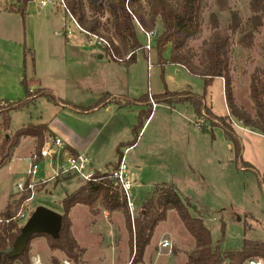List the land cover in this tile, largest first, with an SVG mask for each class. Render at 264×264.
Instances as JSON below:
<instances>
[{"label":"rangeland","instance_id":"obj_1","mask_svg":"<svg viewBox=\"0 0 264 264\" xmlns=\"http://www.w3.org/2000/svg\"><path fill=\"white\" fill-rule=\"evenodd\" d=\"M33 1V5L41 7L39 9L42 13V15L38 14L35 18L39 30L36 36V45L39 51L42 44L40 35H43L44 32V28L41 26V23L44 22L43 17L49 12H53L49 34L53 35L55 42L61 40L55 32L57 29L59 31V28L65 24L67 30L71 31L68 36L72 40L82 41L84 46H92L91 48L94 49L96 54L103 55L102 59L98 58V55L94 58V67L98 68L99 75L93 79L91 90H89V94L92 95H88V97L103 95L101 93L103 89L101 87L105 84L103 78H106L109 87L122 89L123 91L120 90L121 93L130 95L132 98H138V100L148 92L159 94L167 90L191 91L202 95L207 90L206 101L208 105H206L219 116L228 114L224 97V85L220 79L215 78L212 84L206 88L203 77L188 73L182 65L168 63L162 67L156 47L157 34L153 38L151 51L148 52L144 48L138 49L134 62L130 64L120 63L112 59L111 55H108L102 48L90 43L87 36L76 27L69 14L66 17L64 16L61 0H46L47 5L45 7L40 5L43 0ZM224 2L228 8L240 13L244 24L255 14L251 10L250 0H224ZM7 4L18 5L19 0H7ZM7 4L6 0H0V29L7 27V25L10 28L18 27L19 35L23 33L22 37L24 38V28L21 27L24 24L20 25L21 19L17 17L19 14L3 11L4 5ZM57 4L61 6L57 7ZM212 14L219 20V30L228 32L233 41L231 75L235 99L240 106L254 113L253 103L250 99V83L254 71L264 69V11L258 13L262 16L263 25L255 34L253 47L248 49L240 43L243 36L242 32L233 34L229 31L232 23L230 11L222 9L219 0H209V7L204 14L203 32L199 39L190 43V46L197 53H199L203 41L207 40L213 33ZM48 26L50 27V25ZM157 31L158 33L161 31V25H158ZM139 33L140 42L145 47L146 37L143 32L139 31ZM91 40L96 39L93 37ZM32 55L36 57L35 48ZM170 56L171 48L168 47L163 57L165 60H169ZM26 63L28 67L26 71L29 76L33 71L30 55L27 56ZM119 77L120 79L125 78L126 80L124 79L123 82L129 81V84L126 83L121 86ZM11 81L14 85L17 84L16 72L12 74ZM1 100L7 99L1 98ZM44 100L41 102H46V104L39 103L37 107L13 111L11 113V130L8 133L0 130L1 138L5 134L10 137L17 129L28 123L48 122L53 114V111L48 110V106L51 108L53 105ZM138 108L137 105L136 107L132 105L127 111H123L120 117L122 123L115 131L109 126L107 135L105 134V136H108V140L102 146L100 154V161L103 162V166H98L96 169L100 172L108 171V166L106 167L104 164L115 161V159L118 161L117 148L114 146L115 137H121L126 142L133 141L136 136L134 133L135 126L142 128L139 136L140 140L142 138L138 147L139 150L142 144L151 138L160 144L164 143L165 140H171L177 145L172 146L170 152L173 150V154L177 157L174 159L175 168L167 170L160 169L158 166H146L143 167L141 172H135L137 173L135 175L133 172L134 167L130 163L134 160L133 156L136 152L134 150L127 153L128 174L134 182L136 181L132 194L135 195L134 198L139 204L137 205L134 201L137 211L134 218L130 215L131 218L134 220L139 216V213L143 214L145 212L142 208L143 202L154 195L158 185L174 184L180 191L181 196L189 200L192 214L204 220L205 225L211 231L215 247L219 246L222 251H238L242 248L245 239L264 242V135L246 130L242 123L234 119V129L243 146V160L253 165L254 169L251 170L241 167V163L236 158L232 142L227 139L224 130L220 126L212 127L206 122L209 132H202L200 128L202 125L198 122L197 116L190 105L185 104L177 110H172L170 106L159 104L157 108L153 109L154 112L150 118L147 117L148 110L151 108L150 105L141 106L140 110ZM134 109L139 112L133 111ZM142 109L147 113L141 115ZM205 119L206 116L203 113L201 123L205 124ZM122 124L126 127L123 128ZM130 124L134 125L133 128L130 127ZM46 141H49L50 145L53 144V138L45 140V143ZM182 142L189 145H182ZM31 149L32 146L29 142L22 144L16 151L15 161L12 162L10 168L5 167L0 171V207L6 206L7 196L8 198L11 197L6 203L7 206L22 197L23 192L21 193L18 190L17 184L23 182L28 176L31 164L24 157ZM187 156L193 159L194 166L192 168L187 166ZM57 165H60L59 161L55 163V166ZM116 168L117 166L110 169L109 172L112 173ZM37 171V174L32 178L34 182H39L45 173H52V159L42 160L38 164ZM79 182H83V180L78 176H73L68 183H63V186L60 187V194L65 193V191L70 193L77 187ZM44 187L45 185L42 183L36 184L35 192L41 191ZM11 192L18 193L15 195ZM39 202V196L32 200L33 205ZM42 203L48 206V203L44 201ZM28 206L27 203L20 207L15 206L18 213L26 214L25 217L21 216L20 226H23L29 217ZM5 208L1 211H4ZM56 209H60V205ZM52 210L54 209L52 208ZM108 218L109 221L106 222H111V228L114 229L112 235H109L108 231L95 233L87 209L81 207L74 213L73 221L76 237L86 248V252L84 250L81 255V264H130L132 256L129 240L127 243L129 231L126 227L125 216L123 213H118L113 219ZM1 225L0 222V227ZM162 240L170 241L173 248L162 249L160 247ZM32 242L28 255L31 264H35L38 257H34ZM40 245L44 248L42 243ZM195 248L194 237L186 229L178 214L171 211L168 213L166 221L160 223L156 228L151 244L147 248L148 254L141 264H186L188 254ZM45 251L44 249L43 252ZM59 252L57 258L50 257L47 263L65 264L64 262L68 261L70 264H76L63 252ZM40 261L41 264H44V261L41 259Z\"/></svg>","mask_w":264,"mask_h":264},{"label":"trees","instance_id":"obj_2","mask_svg":"<svg viewBox=\"0 0 264 264\" xmlns=\"http://www.w3.org/2000/svg\"><path fill=\"white\" fill-rule=\"evenodd\" d=\"M32 0H19L18 5L7 4V11H14L21 15L25 23L27 16V5ZM65 9L76 19L80 27L86 31L88 37L96 35L106 39L110 48L104 51L111 58L125 59L133 53L125 63L135 61L136 52L142 49L140 42L138 23L145 31L157 34L156 47L162 67L171 64L184 66L190 74L201 76L205 79L206 88L215 78L224 79L225 100L230 115L218 116L206 105L207 90L202 95L193 94L188 91H165L153 95L159 104H165L171 108L178 105L189 104L203 133L209 132L206 122L210 126H220L234 147L236 158L241 167L253 170L252 164L243 160V146L240 138L235 132L233 118L246 129L264 135V69H256L251 75L250 99L253 103L254 113L240 106L234 96V86L231 75V57L233 54V41L228 32L219 30V20L212 14L211 24L213 33L204 40L199 53L195 52L190 43L199 39L203 32L204 14L209 7V0H63ZM222 9L230 11L232 23L229 31L233 34L242 32L240 43L245 48H252L255 34L263 25L262 16L258 13L264 11V0H250V7L254 16L243 23L240 13L231 10L224 0H219ZM158 25L161 31L158 33ZM168 47L171 48L169 60L163 55ZM25 63L30 53L26 42L24 43ZM113 55L115 57H113ZM119 62V61H118ZM32 63L35 60L32 56ZM26 97L18 101L0 99V130L8 133L11 130V113L16 110L28 108L38 98L45 97L54 104L64 103L52 91L48 89H37L31 91L27 80H23ZM108 98L100 99L93 108H98L107 103ZM143 101L148 103L147 94ZM74 109L88 110L77 105ZM143 110L141 115L146 114ZM153 113L152 108L148 110V118ZM203 113L206 116L205 124L201 123ZM233 117V118H232ZM140 127L135 126V138L131 145H135L139 139ZM47 124L28 123L17 129L10 137L6 134L0 136V169H2L14 156L16 148L22 139L33 137L37 141L36 150L42 149L46 135L49 133ZM120 154V151H118ZM76 154V153H73ZM121 159V155H119ZM118 163L109 164L108 169L115 168ZM31 197L28 191L18 200L6 206L2 211V225L0 227V264H31L28 255L30 244L36 237H45L51 250L63 252L76 264H81V255L84 253L72 230L71 210L78 204H83L91 209L94 216L99 211L96 206L99 202L109 213L122 211L125 216L126 227L129 231V245L131 249L130 264H141L144 261L146 248L150 245L156 228L160 223L166 221L168 212L175 211L182 223L195 239L196 248L188 254L186 264H244L248 260L257 259L264 262V242L245 239L242 248L238 251H222L219 246L213 245L211 231L205 225L201 217H195L190 210V202L183 199L178 188L174 184L158 185L154 195L143 202L144 213L132 221L126 201L116 184L113 174L109 171H96L94 180L85 182L74 192L66 195L61 201L59 213L62 215V228L58 237L47 234H36L31 239L27 250L22 256L10 258L9 251L13 248L14 241L20 234L21 218L17 217L19 207ZM33 211L30 212V215Z\"/></svg>","mask_w":264,"mask_h":264},{"label":"crops","instance_id":"obj_3","mask_svg":"<svg viewBox=\"0 0 264 264\" xmlns=\"http://www.w3.org/2000/svg\"><path fill=\"white\" fill-rule=\"evenodd\" d=\"M32 2L34 1L33 0L30 1L27 5V16L25 23L23 22V19L19 13L11 11V13L19 14V16L17 17H20L21 19L20 25L22 23L24 24L23 26H21L24 28V35H25L24 38L22 37L23 33L22 35H19L18 27L10 28L7 25V27L0 29V99L6 98L7 100H11V101H16V100L18 101L24 99L26 97V91L23 85L24 79L27 80L28 87L30 88L31 91L42 88L52 91L58 98L63 100L64 103L54 104L53 102L49 101L47 98L40 97L28 107V108L37 107L39 103L46 104V102H41L43 99H45L44 101H47V103H51V105H53L52 106L53 109L52 107L50 108V106H48L49 108L48 110H50V112L53 111V114L51 115L52 117H50L51 119L48 122H43L44 124L48 125L50 130L49 133H47L45 140H49L50 138L61 139L63 147L67 152L85 154L90 160L93 168L96 171H99L96 168L98 166H103V162L100 161L101 159L100 154H101L102 146L108 140V136H105V134L107 135L109 126L112 127L113 131H115L117 128H119V126L122 123L121 121L122 119H120V117L123 111H127L132 105H134V107H136L137 105V107H139L138 110H140L141 106H145V105L151 106L150 100L148 101V103H146L143 101V97L140 100H138V98H132L130 95L121 93L120 90L123 91L122 89H113L109 87L107 85L106 78H103V83L105 84L104 86L101 87L103 88L101 91L103 95H101L100 97H96V96L88 97V95H92L89 94V90H91L93 79L97 78L99 75L98 68L96 69L94 67L95 65L94 58L98 55V58L102 59L103 55L98 53L96 54L94 52V49L91 48L92 46H84L82 41L72 40L70 36H68V34H70L71 31L67 30V26L65 27V24L62 25L63 27L59 28L62 31L60 30L58 31L57 29V31L55 32V34L59 36V39H61L55 42L53 39V35L49 34V30H51V26H52L50 24V20L53 12H49L48 14H46L45 16L46 18L43 17L44 22L41 23V26L44 28V32L42 33L43 35H40L42 44H41V49L39 51L36 45V36L39 30H38V23L36 22L35 18L38 14L42 15V13L41 10L39 9L41 7H38L37 5H33ZM6 4H7V0H6ZM40 5L42 7H45L47 3L45 5L42 4ZM6 6L7 5H4L3 11L10 13V11L6 10ZM59 6L61 5L57 4V7ZM61 8L63 9L62 12L65 17L67 14H69L71 18L73 17L63 6ZM48 25H50V27ZM78 29L81 33L85 34L87 36V39L89 40L87 33L81 30L80 28ZM25 42L27 44V47L29 46L28 49L30 53L28 55H30L32 58L34 48L36 53V57L33 56L35 60L32 69L33 75L31 74L29 76L26 71V69L28 68L27 63H25V51L23 45ZM12 71L16 72L17 74L18 82L15 85L11 81L12 74H14V72ZM186 71L188 70L186 69ZM124 79L125 78L119 80L121 86H124L126 83L129 84V81L124 83L123 82ZM218 79H220L224 85V79L223 78H218ZM150 95L153 96L155 94H151L150 92H148L147 93L148 99ZM103 97L108 98L107 103L101 107L93 108V106H95V104ZM224 97H225V91H224ZM205 103L208 105L206 99H205ZM72 105H77L83 108L91 107V109L88 110L74 109ZM182 105H178L175 108H171V109L177 110ZM133 111L139 112L135 109ZM142 111L140 112V114L142 113ZM227 115H230L229 109H228V114H226L225 116ZM233 122H234V118H233ZM133 126H134L133 124H130L131 128H133ZM122 127L124 128L126 126L122 124ZM246 130H250V129H246ZM123 140L125 139H122L121 137L118 136L115 137L114 146H116L117 148L118 161L115 159V161H110L108 163H105L104 165H106V167L109 164L118 163L120 161L119 155H121L122 157L126 149H128V152L134 150L136 152V154L133 156L134 160L130 163V165L134 167L133 172L135 175L137 174L135 172H141L143 167L146 166H150V167L158 166L160 169H167V170L176 167L174 159L177 156L173 154V150L172 152H170L172 146L175 147L177 145L175 142L171 140H165L164 143L160 144L157 141H153V139L151 138L148 139L144 144H142L139 150L138 147L140 146L142 138L141 140L140 139L137 140V143L135 145H131L133 141L126 142ZM26 142H29L30 145L32 146V149L29 151L27 156L24 157L25 159L29 158L30 154L34 152L37 148V141L33 137H27L21 140L19 146L15 150L13 158L3 168L5 167L10 168L12 162L15 161L16 151L20 148L22 144ZM182 145L188 146L189 144L182 142ZM122 149H124V151H122ZM118 151H120V154ZM192 160H193L192 158L188 156L186 157L187 166L191 168L194 166ZM2 169H0V171ZM110 169H108V171ZM104 172H106V170ZM72 178L73 176H70V177L60 178L58 180L48 183H42L45 185V187L41 191L35 192L34 197L27 202V205H29L28 206L29 213L33 211L37 206L44 205L42 201L48 203L47 204L48 206H46V204L44 206L51 208L52 205L53 206L52 208L59 212V209H56V207L61 205V201L66 197V195L74 192L76 189H78L85 183L84 181L79 182L77 187L73 189V191H71L70 193H67V191H65L64 193L62 191L63 193L60 194V190H59L60 187L63 186V183L64 184L68 183ZM135 182L133 180L132 191L134 190ZM17 193H12V194L16 195ZM38 196L40 197V202L37 203L36 205H33L32 200ZM182 198L188 200L183 196ZM10 199L11 197L8 198L7 196L6 203ZM134 201L137 205H139L136 201V198H134ZM6 203L5 205L7 206ZM6 206L0 207V212H2L1 210L4 209ZM81 207L87 209L88 214L91 216V225L93 226L95 233L108 231L109 235H112L114 233V229L111 228L112 227L111 222L107 223L109 221L108 217H111L113 219V217L116 214L123 213L122 211L109 213L104 209L103 204L99 202L96 206V209L99 211V213L98 215L94 216L91 212V209L88 206L83 204H78L71 210L70 213V217L72 220V229L75 237L76 234L74 231L73 217L76 210L80 209ZM107 224L109 225V227ZM76 239L79 245L82 248H84L86 252V248L84 247V245H82L79 242L77 237ZM128 240L129 237L127 239V243ZM40 243L43 244L44 248L40 245ZM32 247H33V253H35L34 257H38L39 260L41 259L42 261H44V264H48L47 262H49L50 257L57 258L58 253L60 254L59 251H52L47 244L46 238L42 236L33 239ZM147 248L144 257H146L148 254ZM44 249L46 250L45 252H43Z\"/></svg>","mask_w":264,"mask_h":264},{"label":"built area","instance_id":"obj_4","mask_svg":"<svg viewBox=\"0 0 264 264\" xmlns=\"http://www.w3.org/2000/svg\"><path fill=\"white\" fill-rule=\"evenodd\" d=\"M50 1V0H47ZM47 1H42V5H45ZM62 6L65 8V4L63 3V0H61ZM74 24L77 25L78 28L83 30L76 19L72 17ZM140 30L143 32V34L146 37L147 43L145 47H143L146 51L152 50V42L153 38L156 36V32H148L145 31L142 26L138 23ZM84 31V30H83ZM86 32V31H85ZM87 33V32H86ZM88 34V33H87ZM96 40H91V38ZM89 42L92 43L96 47H100L103 50L106 48H110L109 42L104 39L100 38L96 35H90ZM133 53H130L126 56L125 59H118L120 63H125L126 60H129ZM113 57H115L113 55ZM150 104L152 109L157 108L158 103L154 100L152 95H150ZM128 152V149L124 151V154L122 155L120 161L118 162L117 168L112 172L113 178L116 181V184L119 187V190L122 193L123 198L126 201L127 207L129 209L130 215L132 218H134V215L137 211L136 206L134 204V196L132 194L133 189V180L128 174V165L126 163V154ZM51 158L52 159V173H45L44 177L39 180V182H34L32 178L37 174V168L38 164L46 159ZM31 166L28 171V176L23 182H19L17 184L18 190L23 194L26 192L31 193V197L25 202L27 203L29 200H31L35 195V185L38 183H48L55 180H58L60 178L69 177V176H78L81 178L84 182H89L94 180V175L96 170L91 165L90 160L85 154L82 153H70L67 152L62 144V140L59 138H53V144H49V141H46L45 145L40 150H35L32 152L28 158ZM59 161L60 165L55 166V163ZM24 205V204H23ZM26 214L18 213L17 217L21 218L25 217ZM28 216H30V213L28 211ZM133 221V219H132ZM0 222L2 223V219H0ZM160 247L162 249H172L173 245L168 240H162L160 243ZM65 264H70L68 261L64 262ZM35 264H41V261L39 259H36ZM246 264H264L262 260L257 259H251L246 262Z\"/></svg>","mask_w":264,"mask_h":264},{"label":"water","instance_id":"obj_5","mask_svg":"<svg viewBox=\"0 0 264 264\" xmlns=\"http://www.w3.org/2000/svg\"><path fill=\"white\" fill-rule=\"evenodd\" d=\"M62 228V215L44 205L37 206L21 227L20 234L9 251L10 258L22 256L36 234H47L58 237Z\"/></svg>","mask_w":264,"mask_h":264}]
</instances>
